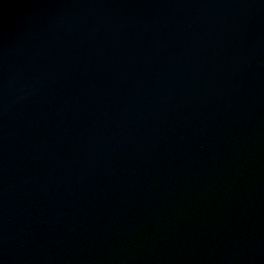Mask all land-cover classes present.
<instances>
[{"label": "water", "instance_id": "water-1", "mask_svg": "<svg viewBox=\"0 0 264 264\" xmlns=\"http://www.w3.org/2000/svg\"><path fill=\"white\" fill-rule=\"evenodd\" d=\"M0 264H264V0H0Z\"/></svg>", "mask_w": 264, "mask_h": 264}]
</instances>
